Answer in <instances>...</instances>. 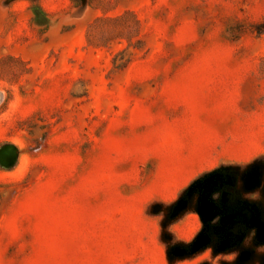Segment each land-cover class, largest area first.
<instances>
[{"label":"rangeland","instance_id":"1","mask_svg":"<svg viewBox=\"0 0 264 264\" xmlns=\"http://www.w3.org/2000/svg\"><path fill=\"white\" fill-rule=\"evenodd\" d=\"M0 95V264H264L251 235L217 251L211 221L171 254L213 173L214 202L264 219V0H0Z\"/></svg>","mask_w":264,"mask_h":264},{"label":"water","instance_id":"2","mask_svg":"<svg viewBox=\"0 0 264 264\" xmlns=\"http://www.w3.org/2000/svg\"><path fill=\"white\" fill-rule=\"evenodd\" d=\"M1 98V95H0ZM18 159V149L13 144H4L0 147V166L4 168H11L14 166ZM246 188L248 190L255 189L260 186L262 171L260 167H253L247 171ZM220 178V173L216 172L203 180L197 181L190 189L188 195L198 190L200 196L198 198L197 210L205 222L203 230L196 236V238L188 245H176L172 248L171 254L177 257L191 255L203 249L211 243L208 234L209 222L214 220L220 215L219 227L221 231L231 230L239 221L246 224V229H255L258 244H264V219L260 207L255 202L246 204L243 208L235 209L230 212L220 208L212 199L211 194L214 191V186ZM245 208L251 212V217H247ZM243 235L239 236L238 241H242ZM231 246L227 245L223 248H217V251H225ZM251 257L249 250H244L240 254L241 261H248ZM226 264V263H225ZM228 264V263H227Z\"/></svg>","mask_w":264,"mask_h":264},{"label":"flooded vegetation","instance_id":"3","mask_svg":"<svg viewBox=\"0 0 264 264\" xmlns=\"http://www.w3.org/2000/svg\"><path fill=\"white\" fill-rule=\"evenodd\" d=\"M232 199H233V197H232ZM231 201H233V203H231V206H229V205L224 206V204L221 203V200H220V203H218L217 201L215 203L220 208H222L223 210L225 209L226 212H230L232 210L240 208V207H238L240 204L238 203V199H236V197L234 200H231ZM233 205H234V207H233ZM240 206L242 207V206H246V205H244V203H243ZM245 212L247 213V217L250 218L251 212L249 211L248 208H245ZM219 220H220V215H218L214 220L211 221V225L212 226L217 225L219 223ZM212 231H214L215 234H217V237H216L217 240H214L210 236L211 241L214 240V244L217 248H221V247H224L227 245L232 246V248L239 246V245L241 246L245 243V240L249 237V235L252 236V243H255L256 245H261V244H258L255 229H249V230L246 229V224L243 223L242 221H239L231 230L221 231L220 227H213ZM216 231H218V233H216ZM249 232H251V233L249 234ZM243 233L245 234L243 240L241 242H238L239 236H241ZM209 235H210V232H209ZM240 261H241V259H240Z\"/></svg>","mask_w":264,"mask_h":264},{"label":"trees","instance_id":"4","mask_svg":"<svg viewBox=\"0 0 264 264\" xmlns=\"http://www.w3.org/2000/svg\"><path fill=\"white\" fill-rule=\"evenodd\" d=\"M124 16H115V17H108V16H100L97 17L95 22L91 25L92 28H94L95 26H97L99 23L104 22V21H112V22H121L122 20H124ZM117 37L119 38H125L128 41V46L126 49H128L130 46L132 47H140L139 44H135L134 42H132V37L134 36L133 32H131V30H129V27H125L123 29L118 30L117 32ZM91 42V40H90ZM95 43V45H101L98 44L97 42H93ZM141 43V42H138ZM126 49L120 51L118 54H116L113 58V62H114V66L115 67H120L124 64H126L129 60L125 58V53H126Z\"/></svg>","mask_w":264,"mask_h":264}]
</instances>
